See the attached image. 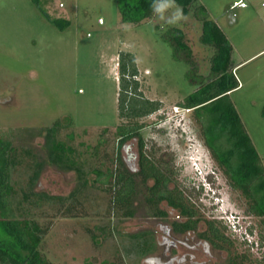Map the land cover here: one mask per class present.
I'll use <instances>...</instances> for the list:
<instances>
[{"label": "rangeland", "instance_id": "rangeland-1", "mask_svg": "<svg viewBox=\"0 0 264 264\" xmlns=\"http://www.w3.org/2000/svg\"><path fill=\"white\" fill-rule=\"evenodd\" d=\"M197 1L233 46L240 86L230 97L264 165V0ZM43 10L70 25L60 29ZM197 12L179 27L154 13L136 25L122 21L117 0H0V136L15 147L13 206L19 219L48 227L40 250L52 263L228 264L245 255L242 264H264L263 218L248 212V198L230 185L193 111L179 106L210 76L213 48L201 41ZM175 28L185 34L190 60L175 49ZM123 51L135 59L139 92L160 104L138 118L145 150L167 163L170 186L195 210L198 231L168 234L172 221L185 218L164 201L166 214H158L140 182L134 214L124 215L98 180L120 161L137 168L138 139L118 146L117 126L127 122L118 109ZM57 120L62 165L49 158L48 129ZM69 204L79 215L63 216ZM209 220L229 249L199 237Z\"/></svg>", "mask_w": 264, "mask_h": 264}, {"label": "trees", "instance_id": "trees-1", "mask_svg": "<svg viewBox=\"0 0 264 264\" xmlns=\"http://www.w3.org/2000/svg\"><path fill=\"white\" fill-rule=\"evenodd\" d=\"M153 0H117L122 21L140 24L153 15L150 7ZM185 14L194 7L202 21L201 41L213 48L210 57V76L198 81V87L179 104L191 109L193 117L200 127L205 144L214 159L223 167L229 177L230 185L241 190L248 198V212L263 218L264 223V165L254 142L247 132L241 116L235 107L230 93L240 86L235 75L232 54L233 46L221 27L205 12V7L197 0H176ZM46 17L60 29L70 25V20L52 17L43 10ZM172 41L175 49L185 51L188 60L191 48L180 28L173 30ZM120 81L118 109L121 117L127 119L117 126L118 146L123 147L132 139H138L137 168L129 170L122 161L116 168L99 172L100 180L110 194L111 205L124 215L132 216V199L136 194L138 183L148 190L147 201L153 204L158 214L165 213L160 203L167 202L178 209L182 215L194 217L195 210L188 204L181 190L170 186L171 171L165 161L157 159L153 151L145 150V141L141 135L144 127L138 118L149 115L159 109L155 100L143 97L139 92L138 74L135 59L131 53L123 51L119 57ZM60 126L59 120L48 129L50 141L49 158L57 164L65 161L57 153L59 147L53 139ZM15 147L10 140L0 136V264H54L43 256L40 245L48 227L38 222L16 216L13 206L14 187L11 183V167L14 162ZM65 165V164H64ZM152 182V183H150ZM74 204L62 209L63 216L79 215ZM194 225H192V223ZM196 220L183 223V229L192 228ZM205 236L220 249H229L232 245L219 228L209 220ZM180 226V225H178ZM176 226V229L181 227ZM245 255L230 256L228 264H242Z\"/></svg>", "mask_w": 264, "mask_h": 264}, {"label": "clouds", "instance_id": "clouds-1", "mask_svg": "<svg viewBox=\"0 0 264 264\" xmlns=\"http://www.w3.org/2000/svg\"><path fill=\"white\" fill-rule=\"evenodd\" d=\"M154 15L171 27H179L188 17L183 9L177 5L176 0H153L150 5ZM164 25H161L163 27Z\"/></svg>", "mask_w": 264, "mask_h": 264}, {"label": "flooded vegetation", "instance_id": "flooded-vegetation-1", "mask_svg": "<svg viewBox=\"0 0 264 264\" xmlns=\"http://www.w3.org/2000/svg\"><path fill=\"white\" fill-rule=\"evenodd\" d=\"M166 204H168L167 202H165ZM169 205V204H168ZM170 206V205H169ZM172 207V206H171ZM174 208V207H173ZM174 209H176V208H174ZM162 210V209H161ZM163 211V210H162ZM166 213H162V215L164 216ZM181 215V217H183V218H185L184 220H174V221H172V223H171V227H168V229H169V231H168V234H171V232H173V233H179V234H186V233H190V232H192V231H198L197 230V223L198 222H196L195 224V226L194 227H192V228H185V229H183L184 228V226L182 225L183 223H187V222H189L190 223V221H192V220H196V218H195V216L194 217H189V216H185V215H182V213L180 214ZM192 223V222H191ZM178 225H180V226H178ZM192 225H194V223H192ZM176 226H178V227H181L180 229H176ZM207 231V229L206 230H202V231H199L198 232V235H199V237L202 239V240H204V241H206L207 243H209V244H211L213 247H216L214 244H213V242L211 241V239L210 238H208V237H206L205 236V232ZM166 238H168L169 239V237L168 236H166ZM172 243H174L175 244V242L173 241ZM220 249V248H219Z\"/></svg>", "mask_w": 264, "mask_h": 264}, {"label": "built area", "instance_id": "built-area-1", "mask_svg": "<svg viewBox=\"0 0 264 264\" xmlns=\"http://www.w3.org/2000/svg\"><path fill=\"white\" fill-rule=\"evenodd\" d=\"M263 5H264V3H263Z\"/></svg>", "mask_w": 264, "mask_h": 264}, {"label": "crops", "instance_id": "crops-1", "mask_svg": "<svg viewBox=\"0 0 264 264\" xmlns=\"http://www.w3.org/2000/svg\"><path fill=\"white\" fill-rule=\"evenodd\" d=\"M262 52V51H261Z\"/></svg>", "mask_w": 264, "mask_h": 264}]
</instances>
